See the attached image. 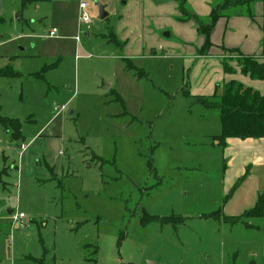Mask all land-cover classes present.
Here are the masks:
<instances>
[{
    "label": "rangeland",
    "instance_id": "rangeland-1",
    "mask_svg": "<svg viewBox=\"0 0 264 264\" xmlns=\"http://www.w3.org/2000/svg\"><path fill=\"white\" fill-rule=\"evenodd\" d=\"M87 1L92 24L78 31L73 7L63 27L53 5L0 0V70L12 72L0 77V264H248L258 232L247 227L261 219L220 215V114L199 102L209 71L193 70L180 38L198 23L180 21L177 0H152L167 21L150 18L155 56L131 68L109 42L114 1ZM186 11L197 14L189 1ZM239 59L224 51L222 64L235 72Z\"/></svg>",
    "mask_w": 264,
    "mask_h": 264
},
{
    "label": "crops",
    "instance_id": "crops-1",
    "mask_svg": "<svg viewBox=\"0 0 264 264\" xmlns=\"http://www.w3.org/2000/svg\"><path fill=\"white\" fill-rule=\"evenodd\" d=\"M80 1L82 0H47L40 4L53 5L58 12V15L56 14L59 20L58 24L67 27L69 25L65 21L68 16L66 14L67 9L73 7L75 20H78ZM112 1L114 3L111 1L110 3L111 5L113 3V13H115L116 20L114 25L109 27V31H111L109 42L113 44L112 46H117L120 51L122 50L120 52L122 57L129 62L132 68H135L136 66L133 65L131 59H142L146 55L147 57L155 56L153 52L155 42L153 43V41L156 36L150 30L149 20L152 18L154 22L165 23L168 14L167 6L164 4L157 5L152 0ZM188 1L197 14L210 16L212 12L210 0ZM196 3L198 5L195 7L194 4ZM175 8L179 9L178 4H175ZM252 10V14L248 11H246L248 14L235 12L231 16L221 18L212 33L213 47L206 56L200 55V50L205 44V37L199 36L197 25L191 23L186 26L185 30L181 28L180 38L184 42L182 49L186 48L184 52L186 57L184 58H191L192 65L194 64L193 67H195L193 70L202 68L204 72L205 70L209 71L205 73L207 80L203 81V86L205 83L207 84L206 91L208 92L206 95H199L200 97L215 99L217 87H222L231 81H237L245 88L252 89L264 96V81L252 79L249 75L243 74L239 64L238 67H234L235 72L233 71V74H227L222 64L225 50L237 51L240 55L255 57L264 63V0H257ZM171 11L175 13L173 9ZM197 14L192 15L199 18ZM90 36L91 33L89 32L88 37ZM216 72L219 74H214ZM217 95L220 96L219 91ZM220 132H222V127ZM220 132L211 136L213 142H216L218 146L219 144L215 139L221 135ZM221 148L224 176L220 185H222L223 196L226 200L221 212L226 217H239L247 210L254 208L259 195L264 194V139L240 140L230 138ZM247 173L249 174L245 180L235 188L237 182ZM9 213L13 214L11 211ZM263 220L262 218L259 222L260 226L251 224V227H247L256 229L258 232V240L253 251H250L251 261L248 264H264Z\"/></svg>",
    "mask_w": 264,
    "mask_h": 264
},
{
    "label": "trees",
    "instance_id": "trees-1",
    "mask_svg": "<svg viewBox=\"0 0 264 264\" xmlns=\"http://www.w3.org/2000/svg\"><path fill=\"white\" fill-rule=\"evenodd\" d=\"M47 0H22L24 7L35 3H43ZM179 10L181 13V22L194 19L198 23V32L205 37V44L200 50L201 56H206L213 47L212 33L223 15V11L233 5H254L257 0H226L221 6L213 9L209 22L202 24L198 17L193 16L186 11V4L188 0H177ZM249 13H253L252 9L248 10ZM225 50V49H224ZM236 52L237 51H229ZM241 72L245 75H249L252 79L264 81V63L259 62V59L255 57L240 55L238 61ZM224 65V71L227 74H233V70ZM132 68V67H131ZM10 70H0V77L4 75H10ZM219 89L223 90L222 95L218 96ZM189 96V92L185 93ZM199 102L203 103L208 109H217L220 111L221 135L216 137V140L223 142L225 145L227 139L236 138L240 140L248 139H264V96L258 92H254L252 89L245 88L237 81H231L222 87H217L216 93L213 99H207L205 97H199ZM6 128L15 129V134H20L21 124L17 120H1ZM6 169L0 173V186L5 185L4 177L6 176ZM247 173L241 178L235 188H237L247 177ZM234 188V189H235ZM222 212H220V215ZM262 219L264 218V194L259 195L258 200L254 208L247 210L242 216L239 217H224L225 222L238 223L244 220L250 219ZM167 220V219H166ZM168 222V221H166Z\"/></svg>",
    "mask_w": 264,
    "mask_h": 264
},
{
    "label": "built area",
    "instance_id": "built-area-1",
    "mask_svg": "<svg viewBox=\"0 0 264 264\" xmlns=\"http://www.w3.org/2000/svg\"><path fill=\"white\" fill-rule=\"evenodd\" d=\"M89 2L87 0H82L80 1L79 4V13H78V31L81 29V26H86L89 27L92 24V20L90 17V14L88 13L89 10ZM87 32V31H86ZM58 30L56 28L52 29L49 32V38H56L58 37ZM76 41L79 43L80 42V38L77 37ZM65 108L62 107L61 110L63 111ZM27 148V146L25 144H22L21 149L22 151H25ZM13 222L15 225L19 226L20 228H25L26 224L25 221L27 219L26 215H24L23 213H15L12 216Z\"/></svg>",
    "mask_w": 264,
    "mask_h": 264
},
{
    "label": "water",
    "instance_id": "water-1",
    "mask_svg": "<svg viewBox=\"0 0 264 264\" xmlns=\"http://www.w3.org/2000/svg\"><path fill=\"white\" fill-rule=\"evenodd\" d=\"M98 5H99V10H100V17L102 19H106L108 17V13L105 11V8L102 5L100 4ZM86 35L88 36V33H86Z\"/></svg>",
    "mask_w": 264,
    "mask_h": 264
}]
</instances>
